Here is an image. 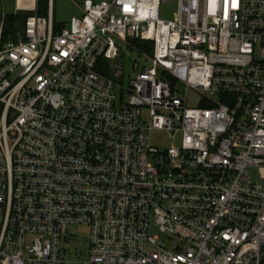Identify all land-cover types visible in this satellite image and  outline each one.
Returning a JSON list of instances; mask_svg holds the SVG:
<instances>
[{
  "label": "built area",
  "instance_id": "obj_1",
  "mask_svg": "<svg viewBox=\"0 0 264 264\" xmlns=\"http://www.w3.org/2000/svg\"><path fill=\"white\" fill-rule=\"evenodd\" d=\"M75 1L0 0V264H264V0Z\"/></svg>",
  "mask_w": 264,
  "mask_h": 264
},
{
  "label": "rangeland",
  "instance_id": "obj_2",
  "mask_svg": "<svg viewBox=\"0 0 264 264\" xmlns=\"http://www.w3.org/2000/svg\"><path fill=\"white\" fill-rule=\"evenodd\" d=\"M4 2V12L11 14L15 11V0H3ZM55 8V18L57 22H66L71 19L73 15L81 14V7L79 3L75 0H54ZM177 9L176 2L170 1L163 4L161 9V16L165 19L174 18L175 11ZM24 14L26 12H19ZM31 15L32 13H28ZM137 59L139 66L134 68L132 60ZM119 63L124 68L123 84L125 87L128 86L130 77L134 75L135 72H139L143 69V65L146 64L145 59L140 56L139 52L132 50L128 47L124 49L123 56L119 58ZM199 103V96L191 91L189 98V106H196ZM152 142L159 147L168 146L171 142V138L164 130H154L151 134ZM69 233L71 238L69 240L63 241V245L70 250V256H87V250L90 241V229L87 225L83 224H71L69 225ZM151 234H159L161 238H164V233L158 231L157 228L151 227ZM168 247H171V243L168 241Z\"/></svg>",
  "mask_w": 264,
  "mask_h": 264
},
{
  "label": "trees",
  "instance_id": "obj_3",
  "mask_svg": "<svg viewBox=\"0 0 264 264\" xmlns=\"http://www.w3.org/2000/svg\"><path fill=\"white\" fill-rule=\"evenodd\" d=\"M48 2L49 0H38L40 14H45L47 12ZM26 16V14L21 13L7 15L4 23V39L16 38V32L22 30L25 26ZM146 45L150 44H138L141 48L147 47ZM148 49L150 51L152 47L149 46Z\"/></svg>",
  "mask_w": 264,
  "mask_h": 264
}]
</instances>
